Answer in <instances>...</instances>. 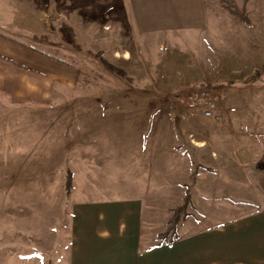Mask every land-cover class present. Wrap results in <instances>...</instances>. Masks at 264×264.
I'll return each instance as SVG.
<instances>
[{
	"label": "crops",
	"instance_id": "obj_1",
	"mask_svg": "<svg viewBox=\"0 0 264 264\" xmlns=\"http://www.w3.org/2000/svg\"><path fill=\"white\" fill-rule=\"evenodd\" d=\"M235 1L248 7L251 20L250 25L240 21L244 49L245 30L250 36L253 28L264 38V0ZM213 2L84 0L85 5L120 7L124 20L143 37L179 38L184 44L186 32L207 31L210 14L219 20V3ZM58 4L59 0L45 5L36 0H0V100L44 106L54 101L58 87L60 91L77 86L76 68L20 39L38 38L47 22L45 17L33 19L30 15L35 13L26 7L45 6L47 16ZM252 7H258L257 12ZM112 10L100 12L99 20H117ZM248 43L247 48L261 57L264 46ZM259 105L264 118V98ZM242 116L230 114L207 127L196 123L210 120L197 117L189 126L164 128L161 133L169 136L159 145V159L170 151L171 141H180L177 170L172 174L163 166L167 178L140 172L134 148L132 164L124 163V158L114 160L109 151L105 160L84 156L76 164L84 168L82 184L68 171L73 176L70 192L66 186L64 191L53 189V177L38 176L41 195L54 198L58 205L19 207L18 214L10 205L0 209V264H11L17 253L28 257L24 263L29 264H264V126L263 131H251L240 125ZM203 128L209 138L201 137ZM162 148H167L165 153ZM112 167L121 173L115 177L117 183L109 173ZM159 179L174 181L170 185L181 191L163 189L168 187L155 184ZM4 190L9 199V182ZM188 194L189 207L179 213L175 230L162 238L173 210ZM12 223L17 226L15 234Z\"/></svg>",
	"mask_w": 264,
	"mask_h": 264
},
{
	"label": "rangeland",
	"instance_id": "obj_2",
	"mask_svg": "<svg viewBox=\"0 0 264 264\" xmlns=\"http://www.w3.org/2000/svg\"><path fill=\"white\" fill-rule=\"evenodd\" d=\"M216 1L215 5L219 3ZM109 8L117 20H99L103 17L100 12ZM252 8L257 12L258 7ZM25 9L35 13L30 15L33 19L45 17L47 22L42 24L38 38L20 39L72 65L80 80L73 89L59 91L58 87L56 98L48 105H16L0 100V209L10 205L18 214L19 207L58 205L54 198L41 195L38 176L53 177V189L64 191L69 169L82 184L84 168L76 164L84 156L105 160L108 151L114 160L124 158V163L132 164L130 153L134 148L140 172L167 178L169 172L162 170L165 167L172 174L177 170L180 141H171L172 152H166V142L167 148L160 149L166 154L159 159V147L164 136H169L161 131L189 126L192 119L182 118L185 103L203 83H213L220 89L224 111L236 108L230 114L243 115L240 125L263 131L259 99L264 98V49L260 57L246 45L250 46V41L264 46V38L253 28L251 37L245 30L242 49V24L220 4L219 20L210 14L207 31L186 32L185 44L179 38L139 35L133 24L124 20L120 7L59 0L47 16L45 6ZM199 121L196 125L207 127L223 120ZM202 130L201 137L209 138ZM121 144L128 145L121 150L117 147ZM116 170L109 168L115 183L116 175L121 176ZM8 182L12 190L9 199L3 192ZM158 182L155 184L168 187L163 189H179L170 185L174 181ZM16 227L12 223V234L17 233ZM26 258L13 254L11 264H29L24 263Z\"/></svg>",
	"mask_w": 264,
	"mask_h": 264
},
{
	"label": "built area",
	"instance_id": "obj_3",
	"mask_svg": "<svg viewBox=\"0 0 264 264\" xmlns=\"http://www.w3.org/2000/svg\"><path fill=\"white\" fill-rule=\"evenodd\" d=\"M223 99L220 89L213 83H203L190 95L185 103L186 114L184 119L203 117L209 120L222 121L236 108L229 111L223 109Z\"/></svg>",
	"mask_w": 264,
	"mask_h": 264
},
{
	"label": "trees",
	"instance_id": "obj_4",
	"mask_svg": "<svg viewBox=\"0 0 264 264\" xmlns=\"http://www.w3.org/2000/svg\"><path fill=\"white\" fill-rule=\"evenodd\" d=\"M219 2V4L221 5V7L223 8V10L227 11L231 16L235 17L236 19L240 20L242 23H245L247 25H250L251 20L249 17V13L247 12L246 8L244 7L242 10L238 7L237 3L235 0H217ZM248 0H246L247 2ZM51 58V57H48ZM53 59V58H51ZM56 60L57 62L66 65V63L59 61L57 59H53ZM73 186V176L71 172H68L67 174V184H66V188L67 191L70 192ZM190 204V197L189 194L186 196L185 202L181 207H177L176 209L173 210V219L170 223V225L168 226L166 232L162 235L163 237L168 236L170 233H172L175 230V227L177 226V221H178V217H179V213L181 211L186 210L189 207Z\"/></svg>",
	"mask_w": 264,
	"mask_h": 264
}]
</instances>
